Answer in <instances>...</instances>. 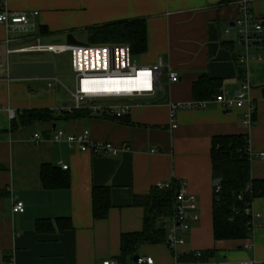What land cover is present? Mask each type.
<instances>
[{"label": "crops", "instance_id": "0c3cea01", "mask_svg": "<svg viewBox=\"0 0 264 264\" xmlns=\"http://www.w3.org/2000/svg\"><path fill=\"white\" fill-rule=\"evenodd\" d=\"M6 1L12 16L26 14L30 23L9 28L0 24V189L9 192L0 200V263L11 258L14 264L118 261L122 236L144 227L145 210L135 204V197L160 182L181 181L198 200L199 220H191L188 231H179L184 238L178 246L180 256L211 251L200 264L251 260L264 264V197L251 205L260 216H254L248 239L217 241L213 229V138L247 134L252 177L264 178V158L260 157L264 152V51L259 44L247 49L240 43L234 24L240 14L238 0ZM250 7L264 24V0H251ZM135 19L145 20L148 41L147 49L135 56L140 65L165 63L158 89L164 93L156 102L111 99L115 104L130 105L127 116L109 118L71 110L75 103L67 97L70 89L55 76L57 81L49 87V77L16 78L10 73L14 62L46 61L22 56L38 53L20 51L38 41L68 45L69 34L78 41L79 30ZM244 56L248 58L241 63ZM171 69L180 78L169 84L167 72ZM202 76L219 79L222 83L216 96L223 94L227 99L236 98L248 83L245 104L226 109L215 101L216 96L201 99L209 104L202 109H179L178 126L172 128L170 105L201 101L195 98L194 88ZM11 108L16 111L12 120ZM34 109L50 110L54 119L20 125L19 116ZM250 111L253 125L247 126L243 122ZM56 129L68 134L89 130L94 141L110 142L120 151L115 156L93 155L65 141L53 142ZM46 163L61 168L68 165L64 170L70 178L68 187L42 185L41 169ZM102 186L111 188L113 207L107 217L98 220L93 217V188ZM16 200L24 203V212H13ZM63 218L70 219V227ZM42 219L49 220L52 227L38 230L37 222ZM136 254L152 256L155 264H176L166 242L141 245ZM136 254L121 264H136Z\"/></svg>", "mask_w": 264, "mask_h": 264}, {"label": "built area", "instance_id": "2783aa9c", "mask_svg": "<svg viewBox=\"0 0 264 264\" xmlns=\"http://www.w3.org/2000/svg\"><path fill=\"white\" fill-rule=\"evenodd\" d=\"M238 8L240 9L239 17L234 21L238 30L240 43L247 49L260 42L259 46L264 51V24L258 20L252 10L251 0H238ZM37 15V13H35ZM30 23L28 15L12 16L8 10L7 1L0 0V24L9 28L12 24ZM229 33V30L226 32ZM30 52H49V53H72L73 72L76 74V90L72 92L75 107L71 110H81L87 108L93 115H101L109 118L124 117L130 112V105L112 104V105H95L99 99H113L121 97L143 98L154 97L159 87L161 86V78L165 74L163 68L166 66L162 60L153 65L139 64L136 60L133 61L131 47L128 43H112V44H82V45H45L38 41L37 45L31 48L20 50ZM248 57L241 58V63H244ZM261 58V56H259ZM169 84L179 80V73L171 69L167 72ZM51 82L48 86L52 87L57 81L54 77H50ZM249 84L245 83L242 89L236 93V98L227 99L223 94L216 96L215 101L220 103L224 108L229 109L237 106L242 107L247 99ZM209 104V101H191L187 103H174L170 105L171 127L178 126L177 111L179 109L195 108L202 109ZM251 110L253 104L250 103ZM9 118L14 119L16 111L8 109ZM244 125H253V114L248 112L243 122ZM55 134L51 141H65L69 146H77L83 152H89L93 155L106 154L115 156L120 149L114 144L106 141H94L91 138V132L85 130L81 134H68L63 130H55ZM37 137H39L37 135ZM130 150V148H128ZM260 157L264 158V152L260 153ZM64 170H67L68 165H62ZM179 189L176 194V212L171 221L167 224L168 231L166 244L174 254L176 264L180 263L178 257L180 252L178 246L184 243V238L179 235V231H188L191 227V220L198 221L199 215L196 210L198 208V200L193 194H189L187 186L184 182H179ZM158 188H171L170 183L160 182L156 185ZM13 212H24V203L16 200L13 205ZM246 213L252 217L256 215L252 207L246 209ZM260 216V215H256ZM201 258L203 252L198 251L195 254ZM156 261L152 256H139L136 264H155ZM201 261L190 264H200ZM1 264V263H0ZM14 264L13 258L8 260V263ZM102 264H121L120 261L113 259H105ZM224 264V263H221ZM239 264H256L255 261H242Z\"/></svg>", "mask_w": 264, "mask_h": 264}, {"label": "trees", "instance_id": "16d2710c", "mask_svg": "<svg viewBox=\"0 0 264 264\" xmlns=\"http://www.w3.org/2000/svg\"><path fill=\"white\" fill-rule=\"evenodd\" d=\"M90 41L94 44L128 43L134 56L141 55L148 44L146 22L144 19L125 20L90 29ZM221 83L217 78L202 76L196 81L195 98L201 100L216 96ZM77 112L90 114L87 108L85 111ZM19 118L20 125L54 119L52 112L47 109L27 110ZM212 141V170L214 178L220 179L213 198L214 237L217 241L248 239L253 230V217L246 213V209L255 199L264 197V178L254 179L251 174L249 137L247 134L217 135ZM41 176L42 185L48 189L65 188L70 184L69 175L64 169L49 163L43 164ZM171 186L167 189L154 186L145 195L135 197V204L145 210L144 227L141 231H133L122 236V253L118 261L126 262L127 258L136 254L141 245L166 242L168 234L166 226L176 212V194L180 187L179 183ZM93 189V217L102 220L113 207L111 188L102 186ZM8 195L9 192L0 189V200ZM62 220L66 225L71 226L70 219ZM48 227H52L49 220L42 219L37 222L40 231ZM203 254L201 258L192 253L180 256L179 259L182 262L207 261L211 251Z\"/></svg>", "mask_w": 264, "mask_h": 264}, {"label": "rangeland", "instance_id": "374dc122", "mask_svg": "<svg viewBox=\"0 0 264 264\" xmlns=\"http://www.w3.org/2000/svg\"><path fill=\"white\" fill-rule=\"evenodd\" d=\"M76 37L80 43L84 44H94L90 41V29H82L76 33ZM64 42V41H62ZM97 44V43H96ZM23 57L28 58H36L42 59L46 61H52L56 64L55 77L60 81L59 83L63 84V86L68 87L71 91L76 90V74L73 72V58L72 53H49V52H39V53H24ZM19 56V57H22ZM138 61L140 64L139 56H134L133 61ZM67 91V97L71 103L74 102V98L71 94V91ZM116 102L111 99H99V101L95 102V105H112Z\"/></svg>", "mask_w": 264, "mask_h": 264}, {"label": "water", "instance_id": "95a60500", "mask_svg": "<svg viewBox=\"0 0 264 264\" xmlns=\"http://www.w3.org/2000/svg\"><path fill=\"white\" fill-rule=\"evenodd\" d=\"M235 24V23H234ZM67 43L74 44V45H82L84 43L78 42L72 34H69ZM260 42H256L255 44L258 45ZM56 70V64L52 61H24V62H14L11 64L10 73L16 78H40V77H54ZM164 91L158 90L157 95L155 97H143L139 98L138 102H156L158 98L163 96ZM55 127V126H54ZM220 179L215 180L214 185L219 186ZM139 257L136 254L133 257V260H137Z\"/></svg>", "mask_w": 264, "mask_h": 264}]
</instances>
